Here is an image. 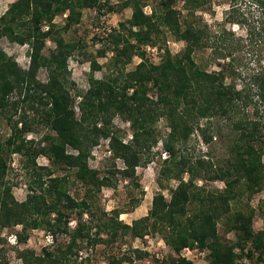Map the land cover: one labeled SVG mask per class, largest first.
Returning <instances> with one entry per match:
<instances>
[{
  "label": "trees",
  "instance_id": "16d2710c",
  "mask_svg": "<svg viewBox=\"0 0 264 264\" xmlns=\"http://www.w3.org/2000/svg\"><path fill=\"white\" fill-rule=\"evenodd\" d=\"M154 1L150 14H145L146 0H120L118 5L109 0H13L0 15V38L29 46L26 68L0 49V119L5 116L9 120V110L22 109L19 118L12 121L8 137L0 141V228L21 225V231L16 233L18 242L26 239L29 229L42 228L52 235V242L40 253L20 252L23 264H78L81 242L110 243L118 236L141 238L148 232L160 234L177 253L184 247L206 251L204 264H240L238 258L242 256L249 259V264L264 260V229H253L254 211L231 212V204L240 196L251 197L264 184V45L257 50L250 45H232L233 32L223 30L210 45L211 58L218 68L208 70L207 64H198L194 57L197 50L208 46L205 30L189 18L181 20L175 7L178 0ZM182 1L185 9L193 11L205 0ZM249 1L257 6L263 19L264 0ZM87 8L102 16L131 8L130 17L120 22L118 29L105 21L96 25H109L110 31H94L96 42L108 43L98 48L95 56L103 57L111 49L110 60L104 65L108 70L124 67L134 55L141 60L132 70L103 73L97 78L94 72L103 64L91 58L89 86L76 95L81 97L76 118L75 97L67 86L68 58L74 51L86 54L85 45L66 40L63 33L80 22ZM58 15H64L61 25L54 21ZM165 30L184 41V47L175 54L165 48L161 60L150 64L141 46L155 44L154 34ZM47 39L54 48L44 55ZM87 55L93 57L91 53ZM41 67L46 69V81L37 77ZM13 93L18 96L16 100L10 99ZM27 109L38 119L29 120ZM116 115L129 123L131 138L127 141L113 126ZM211 118L225 120L226 132L220 138L226 143L227 157L222 165L202 157L188 159L175 146L188 140L195 130L209 144L213 138L209 131ZM160 119L168 131L162 139L166 155L161 160L157 182L160 188L168 189L169 197L162 191L155 193L148 213L131 224L118 218L124 211L115 209L112 216H107L102 210L96 215L95 193L104 186H114V174L101 176L98 169L89 167L91 146L101 137L108 138L113 158H120L124 164L118 169L121 176L139 186L135 168L149 162L150 148L158 142L156 124ZM34 123L46 125L55 134H46L37 145L33 144L24 134L33 129ZM68 148L77 152L70 153ZM12 153L27 158L26 169L32 175L21 201L5 180L7 158ZM39 155L46 156L54 167L37 165ZM55 168L73 170L75 179L85 188L83 197L77 199L68 192V177L54 175ZM39 170H44L47 178ZM185 173L188 179H184ZM170 179L177 181L175 186L163 185ZM198 179H218L224 187L210 190L204 183L198 185ZM72 217L76 221L70 229ZM94 218L97 222L92 224ZM220 220L225 232L234 233L233 243L222 240ZM102 233L106 239L100 237ZM61 234L67 239L58 241ZM134 253L137 258L147 254L137 248ZM124 260L130 258L125 254L111 255L106 264H122ZM165 263L192 264L179 255H170Z\"/></svg>",
  "mask_w": 264,
  "mask_h": 264
},
{
  "label": "rangeland",
  "instance_id": "374dc122",
  "mask_svg": "<svg viewBox=\"0 0 264 264\" xmlns=\"http://www.w3.org/2000/svg\"><path fill=\"white\" fill-rule=\"evenodd\" d=\"M12 1L13 0H0V15ZM119 1L120 0H109L110 3L116 5L119 4ZM146 1L143 11L145 14H150L151 7L155 5V1ZM175 7L180 11L181 20L183 17L189 18L195 21L194 24L196 27L204 29L207 33L208 46L197 50L194 57L198 64H207L206 68L208 70L218 68L215 64L216 60L211 58L212 47L210 45L215 41V37L223 32V30H230L233 32L234 37L231 39L232 45H250V47L255 50H257L260 45H264V18H260L259 9L256 5L250 3L249 0H205L201 7L193 11L185 9L183 1L178 0ZM131 12V8H125L120 12H109L105 14V16H102L98 15L95 9L87 8L83 10L80 22L74 24L67 32L63 33L66 40L82 41L83 45H85L83 51H85L86 54L82 55L78 51H74L68 58V70L70 74L68 75L69 81L67 86L72 96L75 97L74 108L77 115L76 118H78L80 114L78 101L81 99L80 96L77 97L76 95L79 92L80 94L85 92L89 86V60L91 58H95L99 63L103 64L101 69L94 72V76L97 78L103 73L115 74L122 70L125 72L132 70L141 60L138 56L134 55L132 60L128 64H125L124 67H111V69L108 70L104 65L110 60L112 54L111 49L108 48L103 57L95 56L98 48L108 44L96 42L93 38L96 25L99 24L100 21H105V23L107 22V24L118 29L120 28L119 23L129 18ZM63 20L64 15H58L54 18L55 23L59 25L63 23ZM154 36L156 41L155 44L146 43L141 46V50L145 52V58L150 64H157L161 60L165 48L169 49L172 54H175L184 47V41L176 40L167 30L159 35L154 34ZM53 48L54 43L50 39H47L42 53L48 55ZM0 49L14 57L20 67L26 68L28 66L29 46L27 44H18L3 36L0 38ZM90 53L93 57L87 55ZM37 77L40 81H46L47 72L44 67L39 68ZM17 97V94L13 93L10 99L16 100ZM21 112V107H18L16 112H14V109H11L7 112V115L11 116L9 120H7L5 116H2L0 119V141L2 143L11 132L10 128L12 121L18 119ZM26 114L29 120L38 119L35 113L29 109H27ZM112 123L114 128L120 129L119 134L123 138V141H127L131 138L129 123L122 120L118 115L113 117ZM203 123H205L204 120L202 124ZM20 125L21 123L18 124V126ZM98 125H101V122H98ZM156 125L158 142L150 148V160L147 164H142L135 168V175L139 186H134L131 181L121 176L119 171L124 167V164L120 158H113L108 138L101 137L95 145L91 146L90 154L87 159L89 167L98 169L101 176L111 173L114 174L112 179L114 186H104L100 191L95 193L96 197L93 210L96 215L102 210L107 212V216H112L115 209L120 212L124 211L119 214L118 218L124 223L131 224L134 219L143 217L148 213L151 207L152 197L155 193L162 191L165 197H169L168 189L160 188L157 182L161 160L166 155L162 139L165 137L168 128L163 119H160ZM224 126L225 120L223 118H211L209 131L213 135V138L209 144L204 143L200 137L199 131L195 130L188 140L183 143H176L175 146L179 149V153L188 159L194 160L197 157H202L208 159L211 163L222 165L225 163L224 161L227 157L226 143H223L220 138L221 134L226 132ZM46 134L52 135L55 134V132L42 123H34L33 129L26 132L24 138L33 141V144L37 145L41 137ZM42 144H44L43 141ZM68 152L76 153L77 151L68 148ZM262 159L264 163V155ZM26 160L27 158L20 153H12L10 157L7 158L9 168L5 180L11 184L13 195L19 201L25 198L28 189L27 185L32 179V175L26 169ZM36 161L39 166L47 165L51 168L54 167L50 165L48 159L44 155H39ZM39 171L43 173L44 178H47L44 170ZM54 175L68 177V192L77 197V199L83 197L85 188L75 179L73 170L55 168ZM188 176L189 175L185 173L184 179H188ZM196 182L198 185L202 183L206 184V187L210 190L222 189L224 187L223 181L218 179H198ZM176 183V180L170 179L164 181L163 185L175 186ZM134 199H139V202H135ZM231 208V212L235 209L243 212H248L250 209L253 210V229L255 231L264 229V184L262 188L251 197H248L246 194L240 196L237 201L231 204ZM88 217L84 216L85 219H89ZM75 221V217L69 220L68 225L70 229L75 226ZM96 222L97 218H94L92 224ZM218 229L224 242L233 243L236 240L232 231L225 232L221 220L218 222ZM20 231L21 225L0 228V263L23 264L20 252L33 250L37 254L40 253L43 246L50 245L52 242V235L42 228L27 230L26 239L22 242H18L16 233ZM94 231L95 228L92 229L91 233L94 234ZM100 237L106 239L107 236L105 233H102ZM64 239H67L64 234L58 236V241H64ZM80 245L82 248H79L78 256L76 257L78 264H106L109 256H121L123 254L128 256L130 260H124L122 264H167L165 261L169 259L170 255H179L181 258L191 261L192 264H204L206 255V251L202 249H188L186 247L182 248L177 253L165 244L161 235L156 232H148L141 238H133L129 234H125L123 236H118L115 241L110 243L102 241L96 244H87L84 241L81 242ZM136 248L145 251L147 254H144L141 258H137L134 253V249ZM236 251H238V249ZM238 262L240 264L250 263L246 256L238 258ZM258 264H264V260Z\"/></svg>",
  "mask_w": 264,
  "mask_h": 264
},
{
  "label": "built area",
  "instance_id": "2783aa9c",
  "mask_svg": "<svg viewBox=\"0 0 264 264\" xmlns=\"http://www.w3.org/2000/svg\"><path fill=\"white\" fill-rule=\"evenodd\" d=\"M110 31V27H109V25H104V26H102V27H96L95 28V31H98V32H104V31ZM189 249V248H188Z\"/></svg>",
  "mask_w": 264,
  "mask_h": 264
}]
</instances>
